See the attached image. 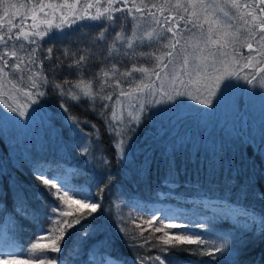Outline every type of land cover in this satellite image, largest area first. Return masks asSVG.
<instances>
[{"label":"snow or ice","instance_id":"6c2138e0","mask_svg":"<svg viewBox=\"0 0 264 264\" xmlns=\"http://www.w3.org/2000/svg\"><path fill=\"white\" fill-rule=\"evenodd\" d=\"M90 26L99 30L88 47L62 51L70 61L66 68L65 61L53 55V47L42 46L57 35H67L66 30L80 31ZM45 61L49 62L47 66ZM129 61L131 67H126ZM97 67L99 70L92 72ZM61 69L79 76L60 82L49 78V72ZM49 89L61 98L69 135H81L82 139L89 134L82 133L79 125L90 122L80 121L68 105L101 101L100 115L106 117L117 158L130 163V143L143 121L150 119L146 116L149 107L168 105L163 111L182 106L192 109L182 99L187 98L204 106L193 111L211 117L225 96L237 107L241 96L264 95V91L250 90H264V0H0V106L6 110L0 111V121L29 127L27 121L40 110ZM91 127L93 142L100 145L101 133L95 131V124ZM88 153L89 147H82L81 154ZM148 164L146 157L144 165ZM31 170L51 198L48 210L31 208L24 195L26 186L16 182L12 213L22 219L31 217L39 235L25 248L15 231L7 226L0 228V261L62 264L59 254L76 229L68 250L77 254L89 239L103 237L90 247L86 264H97L96 244L106 253L99 264H128L125 257L112 256L110 249L115 241L106 235L102 200L113 181L111 176L99 178L97 193H93L75 181L76 169L63 170L59 165L53 169L37 163ZM174 176V163L169 161L162 184L167 192L157 194L161 205L176 199L172 195ZM228 183L234 184V179ZM248 183H254V178ZM246 195L247 184L241 186L235 200L225 196L215 206L205 202V211L194 216L164 206L126 201L124 206L135 208L140 215L121 216L117 231L134 251L135 264H179L175 257L169 258L174 252L208 257L206 264L222 259L226 264H239V250L248 243L243 233L264 237V213L245 205ZM256 195L264 199V190ZM33 199L42 200L43 193H36ZM0 203H5L7 211L4 198ZM226 205L233 210L230 216L225 214ZM42 219L47 224H42ZM226 219L232 222L233 231L221 233L217 224ZM181 220L185 222H177ZM235 232L241 235L236 237ZM44 240L47 243L41 242Z\"/></svg>","mask_w":264,"mask_h":264},{"label":"trees","instance_id":"16d2710c","mask_svg":"<svg viewBox=\"0 0 264 264\" xmlns=\"http://www.w3.org/2000/svg\"><path fill=\"white\" fill-rule=\"evenodd\" d=\"M98 30L93 26L81 28L80 31L66 30L68 34L65 36L57 35L51 41L45 38L47 42L42 46L53 47L55 50L53 55L64 60L66 68L70 61L61 55L62 51L69 48L75 52L79 48L88 47ZM39 55L43 58L44 53L40 52ZM48 63L45 61L46 66ZM131 63L129 61L125 66L131 67ZM96 64L99 65L100 61L97 60ZM98 70V67L93 68L92 72ZM48 74L55 82L65 78L74 81L79 76L65 69ZM60 103L59 94L49 89V95L41 100L40 110L27 121L29 127L21 128L0 121V173H3L0 175V198L5 199L7 209L4 210L5 203H0V228L7 226L15 231L25 248L36 240L39 233L36 224L30 222L31 217L22 219L12 213L16 201V182L26 186L24 195L28 198L31 208L47 212L46 205L51 200L31 170V166L37 163L51 166L53 169L57 165L63 170L76 169L75 181L93 193H97L99 178L104 176L113 178L112 183L105 189L102 200L104 219L107 221L106 235L115 241L110 249L112 256L125 257L128 264H135L134 251L125 245L117 231L119 218L127 217L123 202L130 200L152 202L158 200V192H167L162 184L169 161L174 163L173 182L176 188L172 195L176 199L166 200L165 203H170L176 208H184L183 213L194 216L205 211L203 209L205 202L215 206L225 196L235 200L241 186L245 184L247 195L243 203L258 213H264V199H259L256 195L257 191L264 190V154H261V150L264 149V124L256 129L250 128L247 123L243 127H235L233 124L237 121L233 120L232 134L228 132L230 137H227L222 133L223 130L218 132L213 128L200 127L193 117L181 120L173 131L163 123H159L157 128L150 120L145 119L143 126L130 143L131 150L127 159L131 162L127 163L124 159L117 158L111 134L107 132L106 117L100 115L101 101L97 100L92 104L82 100L78 104L70 102L68 105L70 113L76 115L80 121L90 122L87 125L84 123L79 125L82 133L89 134L86 139H82L81 135H69V130L64 125ZM92 124L97 126L95 131L101 133L100 145L93 142ZM84 146L89 147L88 154H81ZM146 157L149 160L147 166L144 165ZM105 160L108 162L107 165ZM249 178H254V183H248ZM233 179L234 184L230 185L228 181ZM103 186L101 183L100 187ZM36 193H43V199H33ZM232 213L231 207L226 205L225 214L230 216ZM211 214V211H208V215ZM41 223L47 224V221L42 219ZM231 225L230 220H221L217 224V229L221 233L232 232ZM72 233L73 236L65 240L63 246L65 250L59 254V259L62 264H86L90 247L95 244V240L103 237L89 239L77 254L68 250L77 235L76 229H73ZM234 235L239 237L241 233L235 232ZM243 239L248 243L239 250L236 257L239 264H264V237L246 232L243 233ZM229 240L231 241L232 237H229ZM100 248L101 245H95L97 264L102 257H106L105 252L99 251ZM171 257H175L179 264H206L208 261V257L201 258L186 252L171 253L169 258ZM216 264H226V261L222 259Z\"/></svg>","mask_w":264,"mask_h":264},{"label":"rangeland","instance_id":"374dc122","mask_svg":"<svg viewBox=\"0 0 264 264\" xmlns=\"http://www.w3.org/2000/svg\"><path fill=\"white\" fill-rule=\"evenodd\" d=\"M14 2L19 3V0H14ZM15 11V10H13ZM23 11V9H21ZM14 22H16V18L13 17ZM85 23V22H84ZM147 51L148 49H142ZM247 51L246 49L244 50ZM143 62V61H141ZM138 75V74H137ZM241 83H243L241 81ZM252 91H264L259 89H250ZM185 101V105H191L192 109L200 108L203 109L204 106L197 105L195 101H190L187 98H182ZM168 105H155L154 107H149L147 111V117L150 119L152 124L158 128L159 123H163L167 125V128H171L172 131L176 127V125L181 121H185L188 118L193 117V119L200 125V127L210 128L217 130L218 132L222 131V133L230 137L232 134V122L237 121L233 125L235 127H243L247 123L250 128H257L259 125L264 124V95L257 93L255 96H241L238 100L237 107L234 106L232 99L229 96H225L223 104L215 111V113L211 117H204L201 114L189 109L187 107H179L175 109H171L168 111H163L162 109L168 108ZM0 111H6L0 106ZM11 115V113H9ZM13 126H17L13 122H9ZM230 132V135L228 134ZM233 133L236 134V131L233 130ZM84 187V186H83ZM139 202L142 205H150V206H164L171 208L174 212L180 213L183 212L184 208H176L170 203L160 204L159 200L152 202H143V201H135ZM125 204V202H123ZM125 207V206H124ZM127 216H139L140 213L135 210L133 207H125ZM147 218V216H145ZM179 223H184L185 221H177ZM147 227L146 225H143ZM147 234V233H146ZM157 235H159L157 233ZM42 243H47L45 240L41 241ZM0 264H17V262H6L0 261Z\"/></svg>","mask_w":264,"mask_h":264}]
</instances>
